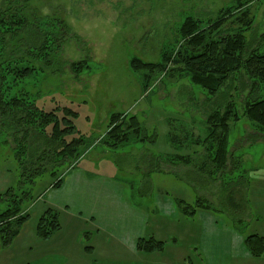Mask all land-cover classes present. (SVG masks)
Listing matches in <instances>:
<instances>
[{
	"label": "rangeland",
	"instance_id": "1",
	"mask_svg": "<svg viewBox=\"0 0 264 264\" xmlns=\"http://www.w3.org/2000/svg\"><path fill=\"white\" fill-rule=\"evenodd\" d=\"M23 1L14 0L6 7L14 11L25 6L26 18L39 22L31 24L34 29L58 35L59 22L69 32L57 46L52 68L35 62L42 71L18 79L14 91L34 98L41 110H57L59 117L63 107L74 109L78 115L73 121L75 132L66 140L74 137L81 145L72 159L51 158L33 184L16 192L28 218L8 245H3L0 235V264H264V252L255 258L244 246L246 236L264 237V129L251 123L244 113L254 98L264 100V83L254 92L242 65L219 88L218 94H227V102L234 103L238 121H228L229 160L216 168L209 163L216 148L207 141L210 126L206 117L222 100L216 103L217 95L191 81L180 57L193 55V51L178 34L181 23L193 18L199 22L204 42L241 30L251 45L248 51L264 53V0H254L242 8L233 0H27L25 5ZM231 8L224 24L211 29L210 23ZM243 22H249L248 26ZM9 52L18 59L17 66H12L27 65L26 52L14 44ZM163 54L171 60L165 70L130 68L133 58L159 63ZM73 64L80 66L73 68ZM116 113L137 118L140 133L136 139L116 143L106 136L108 118ZM17 146L0 129V194L9 187L18 189L19 169L13 157L15 148H20ZM21 148L26 158L29 147L23 144ZM152 156L159 158V170L148 176ZM178 156L187 158L188 163ZM54 164L60 165L56 176L50 177ZM74 168L91 177L122 182L131 202L146 215L144 228L129 224L132 228L107 237L102 232L97 236L89 223L80 222L85 233L76 239L75 220L52 205L63 202L66 191L62 193L60 187ZM145 178L152 187L141 196L140 191L147 186ZM57 179L60 187L49 190ZM199 199L208 208L199 206L191 216L183 214L184 206L177 203L182 200L195 205ZM166 201L174 206L171 214ZM7 203H0V212ZM47 208L57 212L59 230L64 227L42 239L36 235V226ZM204 215L212 216L220 230L235 233L234 238L224 232L217 237L201 234ZM128 229L140 231L142 239L153 237L163 242V251L142 254L136 249L138 256L132 257L118 242L129 243ZM92 246L93 254L86 255L84 251ZM104 258L123 262H106Z\"/></svg>",
	"mask_w": 264,
	"mask_h": 264
},
{
	"label": "trees",
	"instance_id": "2",
	"mask_svg": "<svg viewBox=\"0 0 264 264\" xmlns=\"http://www.w3.org/2000/svg\"><path fill=\"white\" fill-rule=\"evenodd\" d=\"M233 1L242 8L254 0ZM13 2L14 0H1L0 3V129L2 133L9 134L13 142H17V147H20L15 148L13 151V157L19 169V189L24 185L33 184L37 177L41 175L45 168L44 166H47L49 161H51V158L65 157L72 159L75 157L76 149L81 145V142L74 137L66 140L67 137H71L75 132L73 121L78 115L74 109L63 107L61 110L62 115L59 117L57 110L52 109L48 112L41 110L36 106L34 98L29 97L24 92H18L17 94L14 91L18 79L37 71H42L41 66L35 64V62L41 63L44 67L52 68L53 65H50V62L54 60L57 46L62 37L69 32L68 27L64 23L58 22L60 27L58 35L47 33L42 28H39V30L34 29L31 24L37 25L36 23L39 22L30 21V19L26 18L23 10L25 6L21 9L15 8L14 11L6 7L7 3L11 6ZM26 3L27 0H24L23 4L25 5ZM232 9H229L228 12L225 10L224 12L221 11L220 17L210 23L211 29H216L224 24V18L228 17V13ZM46 22L45 24H50L49 21ZM198 23L193 18H186L181 23L178 32L179 37L183 38V40L186 39L189 48H192L193 55L181 56L180 58L184 65L183 69L191 76V81L202 89L207 90L210 94L217 95L216 103L220 98L222 100L219 101L221 103L220 106L208 112L206 117V123L210 126L209 139L207 141L216 148L215 156L209 163L214 164L219 169L225 166L230 156L227 150L228 136L226 133L229 126L228 121L231 118L238 121V117L233 112L234 103L231 101L227 102V94L219 95V88L228 82L230 74L238 71L243 65L246 68L248 78L252 81L250 87L255 92L259 84L264 83V53L257 54L255 51H248L251 45L245 41L241 30L235 31V35H228L226 38L204 42L202 40L203 31L199 30L200 26ZM243 23L245 26L249 24V22ZM13 44L21 49L23 53L26 52L28 54L27 65L24 67H15L18 59L13 53L9 52ZM176 59L180 63V59ZM130 61V68L133 71H137L139 69L165 70L171 60L163 54L159 63H145L137 57ZM12 64L16 65L12 66ZM73 66L78 67L80 64L71 65V67ZM9 80L10 82H8ZM244 113L251 123L256 124L263 131V99L254 98L251 102H248ZM108 119L109 129L106 136L110 140L116 143H127L128 140L138 137L140 132H138L139 122L136 117L129 116L127 119L124 118L123 114L116 113L111 114ZM129 132L131 133L129 134ZM23 144H27L29 147L26 158H24L21 148ZM193 148L196 147L194 146ZM177 159L184 162L185 159L187 160V158L183 159L182 156H178ZM150 161L152 166L148 176L153 171L159 170V158L152 156ZM59 165H51L50 177L56 176L55 170ZM143 182L147 186L142 191L139 189L141 196L148 194L152 187L149 178H145ZM60 185L61 180L57 179L49 185V188H59ZM18 189L14 191L9 187L5 193L0 194V203L5 204L8 202L6 209L0 212V235L5 246L18 236L21 226L28 218V214L22 210V199L16 193L22 190ZM26 193L27 191H23V194ZM177 203L178 206H184L182 212L187 216L193 215L196 211L195 208L199 206L205 209L208 208L206 205H201V199L197 200L195 205H186L182 200L177 201ZM60 227L57 212L47 208L37 222L36 235L42 239H48ZM244 246L252 257L257 258L264 252V237L259 235L246 236ZM136 249L144 253L163 251L164 243L155 240L153 237L141 238L137 240Z\"/></svg>",
	"mask_w": 264,
	"mask_h": 264
},
{
	"label": "crops",
	"instance_id": "3",
	"mask_svg": "<svg viewBox=\"0 0 264 264\" xmlns=\"http://www.w3.org/2000/svg\"><path fill=\"white\" fill-rule=\"evenodd\" d=\"M60 190H62V193L63 191H66L64 198H62L63 202L54 201L52 205L56 211H65L64 213L68 214L71 221L75 220L76 227L73 229L76 239L85 233L84 228L79 226L80 222L84 224L89 223L95 230L97 236H100L99 233L102 232L107 237L119 235V230L122 228L125 229V227H133L135 229L144 228V222L146 220L144 217V211L142 212L140 208H137L138 206H134V203L130 200L129 191L127 193L126 188L120 181L117 182L112 178L102 176H96V178L91 177L88 176L84 170L74 168V170L65 176ZM126 194H128V196ZM169 203L170 202L166 201L165 206L166 210L171 214L174 211V206ZM75 204H79L82 209L79 206H75ZM70 206H73L74 209H71ZM203 219L204 224L202 225L203 229L201 234L204 235L209 233L211 235L213 234L214 237H217L216 234L224 232L227 236L234 238L235 233L225 228L220 230L216 226L215 219L212 216L204 215ZM129 224L133 226L131 227ZM63 227L64 226H62L61 230H63ZM127 231V235H131L129 236V243L123 241L118 242L121 243V246L125 248L127 253H131L132 257L137 258V240L143 238V235L137 230L128 229ZM90 233L92 235V232ZM114 248L115 247H113L112 250H114ZM94 250L95 248L92 246L88 251L84 252L86 255L89 253V255H91ZM138 253L145 254L143 252ZM111 258L104 259L106 262L107 260L117 261L118 263L123 262V260ZM93 259L95 260V258L91 257V261H94ZM31 264H34V262Z\"/></svg>",
	"mask_w": 264,
	"mask_h": 264
}]
</instances>
